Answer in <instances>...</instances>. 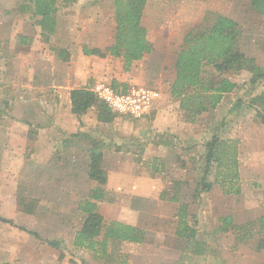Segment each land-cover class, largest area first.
Instances as JSON below:
<instances>
[{
  "label": "rangeland",
  "instance_id": "1",
  "mask_svg": "<svg viewBox=\"0 0 264 264\" xmlns=\"http://www.w3.org/2000/svg\"><path fill=\"white\" fill-rule=\"evenodd\" d=\"M9 1L0 0V30L21 20L28 22L26 14L32 11V8H27L23 13L20 10L21 0L16 3ZM56 2L58 31L46 44L56 46L58 51L63 45L62 37L74 41L76 46L89 38L97 43H112L113 0H70L69 5H64V0ZM262 9L258 12L251 8L250 0H147L142 25L153 48L152 53L143 62H133L128 71L124 70L121 59L109 56L110 62H104L105 57L96 66L100 75L91 78L92 83L110 86L111 80H116L126 90L146 88L160 95L152 111L143 118L118 116L116 127L121 131L114 127L111 129L109 125L96 124L95 128H91H94L92 132L88 130L85 138L87 160L84 165L89 162L92 143L101 144L105 158L102 168L106 177L111 176L108 196L117 200L103 203L105 206H102L101 213L104 218L113 212L119 220H126L145 232V239L139 246H109V253H116L120 261H106L94 252L73 246V236L80 229L86 213L63 207L60 203L45 205L42 202L44 198L51 200L56 195L60 196L61 191L58 190L68 187L65 178L56 177L59 185L52 187L53 179L51 181L46 172L39 168H23L22 156L12 152L7 130L0 124V218L12 220L14 224L0 221V264H35L36 259L43 264H264V246L256 250L259 236L254 224L252 238L242 243H237L230 232H216L222 217L231 216L235 224H243L246 220L255 222V218L264 212V155L259 149L255 153L258 147L251 144L258 140L260 144L256 145L264 148V125L255 119L254 108L249 105L252 97L264 91V81L250 85L251 74L245 71L225 75L237 84V88L225 99L224 107L204 113L194 123L185 122L186 116L179 110L178 102L168 96L173 62L184 36L189 31L211 25L214 21L211 14L235 20L241 31L240 51L253 59L256 66L264 67V7ZM38 34L36 31L31 43H43ZM34 46L31 51L37 48L36 44ZM75 51L78 54V50ZM133 64L136 66L132 67ZM105 72L111 77L104 75ZM209 72L215 77L212 70ZM115 75L118 76L113 77ZM93 85L89 88H94L96 84ZM237 99L240 100L237 114L242 116L234 123L231 114L236 112L228 114V110ZM5 105L0 97V123L9 119V115L1 117L5 115L2 113L7 109ZM220 122L223 124L219 130L221 138L227 139L231 133L243 137L242 156L238 161L239 179L235 183L240 193L225 195L224 189L217 183L208 193L198 196L196 186L205 168L204 145ZM231 123L232 127L229 126ZM129 132H139V137L128 135ZM107 146H114V153L109 154L110 149L105 151ZM214 167L213 164L205 178L208 182L214 181ZM177 182L180 184V202L187 204L188 214L196 217L195 221L188 218V222L201 233L196 238L203 241L205 253L202 256L191 253L193 241L187 243L173 235L178 204L159 199L161 192H171ZM35 183H43L40 190ZM44 183L48 184L45 186ZM71 185L75 188L78 183ZM48 186L50 188L40 194ZM88 187L85 186L81 206L95 201L87 193ZM19 196L34 202L33 213L24 214L19 207H15ZM100 206L95 211H99ZM247 213L250 216L246 219L243 216ZM27 232H34L38 237ZM46 241H58L61 248L53 249Z\"/></svg>",
  "mask_w": 264,
  "mask_h": 264
},
{
  "label": "trees",
  "instance_id": "2",
  "mask_svg": "<svg viewBox=\"0 0 264 264\" xmlns=\"http://www.w3.org/2000/svg\"><path fill=\"white\" fill-rule=\"evenodd\" d=\"M23 3L20 10L24 13L27 8L30 11V20L42 32L41 36L49 39L57 27V2L56 0H21ZM147 0H113V21L114 33L112 43L103 49L89 48L86 45L81 47L83 56H96L105 58L107 56L123 61V68L128 71L133 62L141 61L153 51L147 40V32L142 25V16ZM70 0H64V5H69ZM250 7L258 12L263 11L264 0H250ZM214 21L211 25L199 30L189 31L183 38L180 50L177 52L173 62V77L168 84V94L171 100L178 102L179 110L186 116L185 122L194 123L204 113H209L217 108L224 95L232 93L237 84L225 75L240 73L242 71L251 74L249 84L254 86L264 81V67L255 65L253 59L246 57L239 49L241 31L239 24L220 14H211ZM24 42V41H23ZM64 51L57 52L61 58ZM210 70L215 73L212 77ZM122 87V90H119ZM110 88L114 91L125 93V86H120L118 81L111 80ZM71 113L76 116L85 115L93 110L98 125H109L119 115L112 112L106 104L99 100L89 89H74L70 92ZM255 111V119L264 125V91L249 101ZM240 100L228 110V114L240 110ZM239 108V109H238ZM214 128L211 138L205 143V168L203 175L197 183L198 196L208 193L214 184H219L224 189V194H239V188L235 187L238 182V144L237 140L221 138L219 130ZM86 138L87 136L84 135ZM101 144L94 142L89 151V162L86 174L88 179L105 185L107 178L101 168L103 158ZM215 165V176L213 182L206 181L210 167ZM179 182L175 184L171 192H161L159 199L178 204L175 217L177 224L174 235L177 239L185 242L193 241L194 248L191 253L195 256H202L205 253L204 244L196 236L201 233L191 226L188 218L195 221L194 215L188 214V205L180 202ZM91 199L100 201L103 198L100 190L91 193ZM21 197V198H20ZM19 199V200H18ZM33 201L17 198V207L24 214L33 213ZM96 204L85 202L79 209L86 213L81 228L75 233L73 246L78 249H85L94 252L98 258L106 261L118 260V255L109 253L110 245L121 243L141 244L145 239L144 230L124 224L115 220L106 219L95 212ZM0 221L14 225L12 220L0 218ZM195 223V222H194ZM255 226L256 234L259 236L256 250L264 246V212L255 222L235 224L233 218L222 217L219 219L218 233H231L237 243H242L252 238V226ZM25 231L23 228H19ZM31 236L38 237L34 232H27ZM53 249L61 248L58 241H46ZM109 264V263H107Z\"/></svg>",
  "mask_w": 264,
  "mask_h": 264
},
{
  "label": "crops",
  "instance_id": "3",
  "mask_svg": "<svg viewBox=\"0 0 264 264\" xmlns=\"http://www.w3.org/2000/svg\"><path fill=\"white\" fill-rule=\"evenodd\" d=\"M4 1L10 3L9 0ZM16 1L17 0H12V3H16ZM1 11L0 9V12ZM26 16L28 22L21 20L18 23L11 24L8 26L9 28L0 30V97L2 98V102H5V106H7V109L2 112L5 113V115L1 117L6 118V115H9L8 121L0 124L7 130V141L12 152L16 153L17 156H22L24 160L23 168H39L46 172L47 177H51V181L53 179L52 187L59 185V181H57L56 177L65 178L64 180L68 187L58 190L61 191L59 197L56 195L55 198L53 197L54 199L52 198L51 200L43 197L44 199L42 202H44L45 205L48 203H60L63 207L69 209H79L83 201V194H85V186L88 185V194H91L95 190H100L102 192V200L90 202L96 204L97 209L101 205L99 211L96 209L95 212L103 216L101 213L102 206H105L103 203L117 201L108 196L111 176L106 177L107 181L105 185H99L88 179L86 174L87 164L84 165L85 159L87 160V148H85L86 139L84 135H86L88 130L90 131L92 127H96V117L91 110L82 116L72 114L70 92L74 89H88L92 84L95 85L99 83H92L91 78L100 75L96 70V66L103 58L83 56L81 47L86 45L89 48L103 49L102 47H106L108 44H106V42L103 44L100 41L97 43L95 39L89 38L88 41L79 42L76 46L74 41L62 37L63 45L60 46L58 51L62 49L64 53L60 58L57 55L58 51L56 46L46 44L50 39L47 40L45 37H42L40 29L34 25L33 20H30V12H28ZM36 31L39 33L37 36L43 41V43L40 42L41 44L39 45L35 42L31 43L30 41L35 38ZM57 31L58 21L56 31L50 37H55ZM8 37H10V40ZM35 44L37 48L31 51V49L35 47ZM47 45L49 46L47 47ZM76 49L78 50V54L75 51ZM147 56H145L141 62H143ZM104 62H110L108 57L104 59ZM133 65L132 67L136 66V64ZM109 71L110 70H107V72ZM107 72H105L104 75L110 76L111 74ZM117 76L118 75H115L113 77ZM90 89L91 88H89V90ZM230 96L231 94L224 95L221 104L217 107L222 106L225 99ZM237 113L238 112L231 114V119L234 123H237V119L242 116L241 113ZM227 119L226 122L228 124L229 120L227 121ZM116 125H118L117 120L114 119L110 124V128L112 129V127H114L115 130L121 131ZM232 125L233 123L229 124L231 127ZM94 128L90 132H92ZM128 135L139 137V132H129ZM227 139L240 142L238 148V161H240L243 151L242 147L244 146L243 137L239 136V134L231 133ZM256 141L257 142L251 143L258 147L254 152L258 153L259 149L262 155H264V148L257 146L256 144H260V142L258 140ZM19 146L22 148L20 149ZM250 146L252 148L254 147L252 145ZM112 148L107 146L105 151L108 152L110 149L111 152H109V154H111L113 152ZM102 154L104 156L103 151ZM81 155L82 158H80ZM102 161H105L104 157ZM26 165L28 166L26 167ZM42 171H40V174H42ZM103 171L105 172L104 169ZM47 177L45 176V178ZM80 178L81 180L78 181ZM74 182L78 183V185L75 188H71V183L74 185ZM42 184L43 183H35L37 190H40L39 187H41ZM47 184L48 183H44L45 186ZM48 188H50V186L44 187L40 191V194ZM50 192H52V190ZM15 207H17V201H15ZM261 215L262 214L259 216ZM249 216L250 215L247 213L243 217L247 219ZM257 218H255V220ZM106 219L131 225L125 222L126 220H119L117 216L113 215V212H111ZM246 222L251 221L246 220ZM173 232H175V228ZM121 244L140 245L136 243ZM41 262V260L36 259L35 264H43Z\"/></svg>",
  "mask_w": 264,
  "mask_h": 264
},
{
  "label": "built area",
  "instance_id": "4",
  "mask_svg": "<svg viewBox=\"0 0 264 264\" xmlns=\"http://www.w3.org/2000/svg\"><path fill=\"white\" fill-rule=\"evenodd\" d=\"M94 95L114 113L133 119L148 115L160 98L157 91L146 88H131L125 93L116 92L105 84H96L91 89Z\"/></svg>",
  "mask_w": 264,
  "mask_h": 264
}]
</instances>
